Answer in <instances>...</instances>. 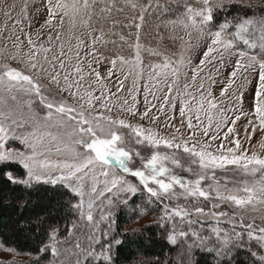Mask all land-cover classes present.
Masks as SVG:
<instances>
[{"label":"snow or ice","instance_id":"6c2138e0","mask_svg":"<svg viewBox=\"0 0 264 264\" xmlns=\"http://www.w3.org/2000/svg\"><path fill=\"white\" fill-rule=\"evenodd\" d=\"M118 2L133 13L131 21L124 26L130 29L135 27L136 42L132 43L126 40L123 34H119L120 40L125 41L133 50L134 55L125 57L117 53L110 62L113 68L119 62L121 70L124 66H128V75L135 70L133 80L135 86L142 76L140 69L143 46L140 43V30L145 21V15H151L153 12L166 14L172 11L164 0H146V2L144 0H46L44 6L47 9V19L41 28L57 27L53 24L55 19H58L59 27H63L65 18L73 27L79 20L89 26L93 32L99 33L94 36L91 32L89 33L92 42L90 45L92 51L89 55L96 58L95 45L106 44L109 42L106 37L118 34L113 29L120 24V21L111 20L114 8L118 12L124 10V8L117 7ZM245 3L246 0H227L228 5H245ZM23 11L24 18L27 19V3ZM218 11H228L225 7V0L186 2L183 12L177 14L174 19L168 20L167 24L183 28L189 37L194 30L199 33L200 38H207L203 57L199 64L192 68L191 83L193 85L196 84L203 66L216 59L213 53L219 55L221 68L232 67L227 77L219 81L222 84L220 97L228 95L235 97V103L227 109L234 115V119H231L232 126H228L230 118L225 110L218 108L213 93L205 89L203 79L197 87L200 98L195 106L191 104V100L183 98L190 96L192 100L196 99L189 91L190 85L185 83L184 91L180 94L179 112L182 118H186L189 132L185 134L181 132L180 127L165 125L174 128L175 133L181 134L182 139L179 141L175 133H169L167 136L160 135L151 127L145 128L143 125L133 124L126 119H114L110 115L95 111L94 101H99L100 106L108 112H111V108L108 107L103 94L94 96L91 91L87 90L81 93L80 88L83 87L81 81L85 77L81 74L82 67L78 53V62L69 71L65 61L70 60L71 57L64 52L63 44L60 45L59 55L53 56L50 60L47 53L51 49L43 45L36 46L31 35L27 33L25 35L30 50L22 55L23 41L18 35L15 36V51L10 54V59L24 64L26 70L12 67L6 62L0 64V165L18 163L25 170L26 175L20 177L6 170L4 171L5 178L14 185H23L26 188L39 183L50 184L53 187L60 185L66 188L78 198L76 202L69 200L72 210L78 215L80 221V223L73 222V229L82 226L84 221L90 226H97L94 219L95 206L101 197H105L106 193L118 197L120 193L135 195L138 191H142L148 194L149 202H158L161 205L162 215L158 220L161 227H164L167 222H172V232L168 235V241L172 244L177 243L178 237H188L192 240V243L188 245L189 248L199 247L205 252L215 253L217 258H227L237 249L248 250L251 247L249 243L251 241H255L259 248L264 249V226H258L255 220L245 223L244 216L235 212L217 211L223 204H227L233 209L245 212L264 213V156L255 151L250 153L249 148H245L238 138L228 139L229 134L234 131L233 126L241 119V115H249L242 111L245 92L252 97L250 115L255 117V122L251 119L248 121L252 132L248 133L246 126V136L251 141L257 128L264 132V17L259 20L242 18L235 24H230L227 20L217 23L214 13ZM4 15L11 19V12L5 10ZM94 16L97 19L96 24L91 23ZM137 20L140 23H136ZM99 21L104 23H99ZM109 22L112 28L106 31L105 25ZM20 23V20L15 21V24ZM230 28L234 31H229ZM19 31L23 32V28L21 27ZM13 35H15L14 32ZM9 39H12V36H9ZM48 39L51 41L52 36L49 35ZM56 39H60L59 32H57ZM185 43L189 48L192 47L190 40ZM241 44L243 48L239 47ZM82 45L83 41L77 38L76 48L79 49ZM41 52L45 54L43 59L51 65V70L45 67V64L38 58ZM149 52L159 58L158 62L150 65L149 79L156 82L154 87L163 83L167 89L163 97L164 102L157 109L160 114H165V108L169 106L170 101V107L175 109L177 97L172 95L173 86L179 85L182 70L191 64V60L185 59L183 49L179 58L159 47L150 48ZM226 52L230 54L228 64H225L224 54ZM233 55L238 56L234 64L231 61ZM96 62L99 63V59ZM89 67L91 68V63ZM92 71L97 81L103 79L98 71L95 69ZM249 71L256 73V76L249 78L248 75H244ZM61 72H63V77H61ZM73 73L76 75L73 76ZM42 74H47V85L42 83ZM113 74V70L109 69L108 76L111 77ZM61 79H63V85ZM209 80L212 84L218 83L211 76ZM237 80L240 81L239 84ZM253 80L256 81L254 90ZM122 86L123 81H119L117 91ZM64 92H68L79 106L69 103L62 95ZM148 94L149 90L146 85V105L150 104L147 101ZM129 95L133 103L129 104L125 100L122 111H126L132 117L138 116L140 120L147 118L152 123L159 120L158 115H149L156 105L147 106L143 112H140L137 108L136 95L133 94L132 89H129ZM152 95L155 96V93ZM9 100L14 104L9 105ZM36 105L45 109L44 115L39 120ZM25 107L34 121L30 130L27 127L28 121L23 119ZM213 110H217L218 114L214 115ZM186 111L195 113V123H193L192 115L186 117ZM237 112L240 114H236ZM201 113L206 116L207 124L201 120ZM220 117L223 119L221 120ZM168 119H173V117H168ZM183 125L184 119L181 120V127ZM222 127H227V131L223 132V139H221ZM52 128L56 129L55 133L50 130ZM20 130H23L22 134ZM9 140H18L25 145L28 151L7 149L5 145ZM217 140H220V143L213 150L212 142ZM225 140H228L232 146L225 147ZM257 143L260 149L264 150V136ZM53 145H55L54 149ZM133 145L148 147L153 151L144 157L140 149L134 148ZM161 146L173 151L161 153L158 150ZM250 147L255 146L250 145ZM181 152L184 155H180ZM52 157H63L64 159L53 160ZM134 157L141 159V167H130ZM229 166L232 167L229 168ZM97 168L100 169L99 174L105 177L102 189L97 186L95 176ZM177 170L188 172L191 178L181 176ZM217 170L233 172L235 175L225 176L221 182L215 175ZM89 173L93 174L92 182L87 185L85 181ZM118 173H126L135 177L138 185L129 183ZM205 181H211V183L205 185ZM181 198L187 203L183 205L172 203ZM106 199L108 204H112L111 197ZM122 202L127 204L128 198ZM205 202H211L210 209L204 206ZM107 219L108 216L101 210L100 220ZM177 221L179 224L186 223L189 226L188 230L180 228ZM261 221L264 223V216H261ZM39 224H42V220L38 222ZM193 224H207V235L193 229L191 227ZM222 224L227 227H222ZM57 233V227L50 225L49 242L40 249L41 252L50 250L53 256L60 255L57 245L62 242L57 239ZM72 234V231H69L68 235ZM89 239L94 240L95 236L92 235ZM96 242L99 243V241ZM121 243L119 235H115L107 240L106 246H101L105 250L100 255L106 264H111L110 253L113 247ZM75 247H80L79 242ZM0 251L16 253L15 249L3 245H0ZM251 255L259 256V264H264V256L259 255V251H252ZM60 264L64 262L61 261Z\"/></svg>","mask_w":264,"mask_h":264},{"label":"rangeland","instance_id":"374dc122","mask_svg":"<svg viewBox=\"0 0 264 264\" xmlns=\"http://www.w3.org/2000/svg\"><path fill=\"white\" fill-rule=\"evenodd\" d=\"M146 2V0H144ZM164 2L167 5H171L172 10H174L171 14L161 16V15H145V25L144 31L140 32V43L142 44V66L140 71H142V76L139 78L137 84L133 85V80L135 79V70H133L131 75H128L129 73V67L124 66L121 70V65L119 62H117V65L115 68H113L111 64V59L115 58L117 53L124 55L125 57L133 56L134 52L132 49L128 47V45L125 43V41L120 40L119 34H125V30L118 28L116 33L117 35H113L106 37V39L109 41L106 44H97L95 45V53L96 58H94L92 55H89V53L92 51L91 45V39L89 36V33L91 32L92 35H98V32H93L92 29L89 26L84 25L79 20H77L76 25L73 27L70 23V21L65 18L63 27H59L58 19L53 20V24L57 27H43L41 28V25L44 23V21L47 19V9L44 6L46 3V0H0V64L2 63H8L12 67H16L22 70L25 69V65L22 63H18L17 61L10 59V54L15 51L14 47V41L15 36H19L20 40L23 41L22 44V51L21 54L29 52V46L27 42V36L25 33L30 34L33 40V43L36 46L43 45L44 47L50 48L51 51L47 53V56L51 60L53 56H58L61 48L60 45L63 44V50L67 54V56H70L71 59H66V68L71 71L72 67L77 64V53L79 55V63L82 67V73L84 75V80L81 81V84L83 87L80 88L81 93H83L85 90L91 91L94 96H101L104 95L105 99L108 102V107L111 108V112L106 111L104 108L100 106L99 101H94L96 104L95 111L102 112L104 115H110L114 119L123 118L128 121H130L133 124H140L143 125L145 128L151 127L153 131L159 133L160 135L167 136L169 133H175V129L172 127H166L165 125H175L176 127L181 128V132L188 134L189 130L187 129V121L186 118H182L180 116L179 108H180V99L181 95L184 91V84L188 83L190 85L189 91L193 93V95L196 97L195 100H192L190 96H184L183 98L185 100H191V104L195 106L200 98V92L197 91V87L199 83L201 82V79H203V83L205 86V89L210 90L213 93V96L216 98V101L218 103V108L223 109L226 111V115L230 118L228 122V126L231 125V119H234V115L232 111H227L228 108H230L235 103V97L228 95L227 97H220V88L222 87V84L219 83V81H223L228 73L231 72L232 67H220V57L217 53H213L212 55L216 56L215 60H212L211 63H206L203 66V70L199 73L197 77V82L195 85L191 83V75H192V68H194L196 65L199 64L200 59L203 57V52L206 50V42L207 38H200L199 33L196 31H192L191 37L188 36V34L185 32V30L179 26H172L167 24V21L170 19H174L175 16L184 10V4L187 3H194V0H164ZM25 3H27V19L24 18V6ZM246 5H250L253 8H257L256 6L264 5V0H246ZM15 7H12V6ZM118 5V4H117ZM227 0H225V7H227ZM37 9L39 11L37 12ZM7 10L11 12V19L5 17L4 11ZM154 13V12H153ZM152 13V14H153ZM158 16V17H157ZM95 16L93 17L92 24H95ZM255 20H259L261 17H249ZM87 19V17H85ZM16 20H20V24H15ZM31 22V26H29ZM97 22V20H96ZM100 22V21H99ZM224 22V21H223ZM136 23H140L139 20L136 21ZM231 24V23H230ZM23 28V32H20V28ZM143 30V29H141ZM140 30V31H141ZM229 31H234L233 28H230ZM13 32L15 35H13ZM57 32H59L60 39H56ZM136 34V32H134ZM132 33V34H134ZM131 38L133 40L132 43L136 42V35ZM49 35L52 36V40L49 41L48 37ZM258 37V33L256 34ZM9 36H12V39H9ZM161 37L163 39H161ZM180 37H183V39H180ZM77 38L79 40L83 41V45L77 49L76 43ZM126 40L130 41L128 37H125ZM191 41L192 47L189 48L188 44L185 43L186 41ZM114 42V43H113ZM159 47L161 50H167L169 53H172L179 58V54L181 53L182 49L184 50L185 59H190L191 64L185 67L182 70V74L180 77V82L178 86H173L174 91L172 95L176 96L175 101V109H172L170 107L171 101L169 103V106H166L165 108V114H160L157 109L159 106L164 102L163 97L167 91L166 87L163 83H160L157 87H154V84L156 83L154 80L149 79V72L151 71L150 65L153 63L158 62L159 58L156 56H153L150 54L149 49H155ZM239 47L243 48L244 46L241 44ZM71 49V51H69ZM120 50V51H118ZM258 51V49L256 50ZM44 53L39 54V59L42 63L45 64V67L49 68L51 70V65L47 64L43 57ZM229 53H225V64H228V58ZM238 58V56L233 55L231 56V61L234 64L235 60ZM97 59H99V63H97ZM89 63H91V68L89 67ZM219 68V71L217 69ZM95 69L100 73V76L103 78L101 81H97L95 77V73L92 71ZM109 69L113 70V75L111 77L108 76ZM59 70V69H58ZM91 73V74H90ZM76 74L73 73V76ZM125 75H127V79H125ZM244 75H248L249 78H252L253 76H256V73H252L249 71L248 73H244ZM209 76H211L213 79L218 81L216 84H212L209 80ZM61 77H63V72H61ZM258 79V77H257ZM119 81H123V86L120 88L119 91H117V88L119 87ZM42 83L47 85V74H42ZM240 81L237 80V84H239ZM256 81L253 80V90L254 85ZM61 84L63 85V79H61ZM147 85V88L149 90V94L147 96V101L150 102V104L146 105L145 101V86ZM235 88V85L233 86ZM129 89L133 90V94L136 95V101H137V108L140 112H143L147 106L150 105H156L155 108H152L150 116L155 114L159 116V120H157L155 123H152L147 118L144 120H140L139 117H132L130 116L126 111H122L121 108L124 106V101L127 100L129 104H132V98L131 95H129ZM75 90V89H73ZM55 91V89H53ZM230 92L232 90H229ZM152 93H155V96L152 95ZM115 94V95H113ZM63 97L68 100L69 103L76 104L78 107V103L74 101L68 94V92L62 93ZM206 95V92H205ZM251 99L252 97L249 95L248 92L244 93V101L242 106L243 113L249 114V115H241V119L238 120L235 124L234 131L229 134V140L233 138H238L243 146L245 148H249V152L252 151L257 152L258 154L264 156V150L260 149L257 141L261 139L262 136H264V132L259 130L257 128V131L252 135L251 141L248 140L245 128L247 126V132H252V127L248 126L249 119L253 120L255 122V117L250 115L252 110L251 105ZM9 105H13L14 102L9 100ZM207 107V105H205ZM36 111L38 113L37 119L39 120L45 112V109L42 107L36 105L35 106ZM24 117L26 121H28V130L31 129V126H33L34 121L31 118V114L28 112V109L25 107L23 109ZM214 115L218 114L217 110H213ZM236 114H240V112H237ZM188 115L193 116V123H195V113H188L186 111V117ZM168 117H173V119H168ZM184 119V125L181 127V120ZM222 120L223 117H220ZM201 120L204 121L205 124H207L206 116L201 113ZM41 124H43V121H40ZM52 132H56V129L52 128L50 129ZM21 134L23 133V130H20ZM127 131V130H124ZM227 131V127H222L221 129V139H223V132ZM212 133L210 132V135ZM175 135L179 139H182L180 133H175ZM220 143V140L212 142L213 150H215V146ZM225 147H231L232 145L228 143V140L224 141ZM250 145H254L255 147H250ZM7 149H14L17 151H24L27 152L28 149L25 147V145L21 144L18 140H9L7 144L5 145ZM134 148H139L141 151V155L144 157H147L151 154L153 151L152 149L148 147H143L139 145H133ZM55 148V145H53V149ZM161 153L165 152H171L173 150L163 148L162 146L158 149ZM82 151V150H81ZM180 155H184L182 152ZM53 160L57 159H64L63 157L57 158L52 157ZM141 159L138 157H134L133 161L130 163V167L133 168H139L141 167ZM232 166H229L231 168ZM179 174L186 178H191L190 174L188 172H181L180 170H177ZM100 169L97 168L95 170V176L97 177V186L98 188L104 187V180L105 177L100 175ZM119 175L123 176L124 179H126L129 183L137 184L138 180L135 177H131L126 173H118ZM25 170H24V176H25ZM93 174L89 173V177L86 178V184H91V176ZM217 179H220L221 182L223 181V177L228 176L232 177L235 175L233 172H222L220 170H217L215 173ZM108 179H111V175L108 177ZM211 183V181H205V185ZM179 191V189H177ZM139 192V191H138ZM132 194L130 193H120V195L112 196L111 193H106L105 197H101L95 206L94 210V219L97 223L96 227L88 225L86 221L82 223V226H78L73 230V234L69 236V240L65 244L60 245V257L53 262V264H60L61 261L64 262V264H80L78 255L80 254V250L82 251L81 255H83L84 252H87V250H91L92 247L90 246V241L94 244L98 237L102 234L108 233L111 231V227L113 224V210L114 205L117 201H123L126 198L131 197ZM107 197H111L112 204L107 203ZM173 204L179 203V204H185L187 203L183 198H181L178 201H172ZM206 208H211V202H205L204 205ZM101 210L103 213L108 216L107 220H100ZM227 211V212H235L238 215L244 216L245 223H250L253 220H255L256 224L258 226H264V223L261 221V216H264V213H252V212H245L240 209H233L227 204H223L220 209H217V211ZM195 218V217H194ZM151 218L149 216H142L135 224H142L146 221H149ZM210 222V221H209ZM80 223V221L78 222ZM135 224H131L128 227H131ZM177 224L180 228L184 230H188V225L185 224H179L177 221ZM199 224H193L191 227L195 230L198 229ZM222 227L227 225H221ZM171 229H172V222H171ZM83 233L86 243H89V245L86 247H83L85 244V240L82 238H79V235ZM94 235L95 239H89L90 236ZM79 238V239H78ZM90 240V241H89ZM79 242L80 247L76 248V243ZM83 242V244H82ZM256 243V242H255ZM87 248V249H85ZM259 253L264 256V249L259 248L257 246ZM67 250V251H66ZM27 255H21L18 253H12L8 251H0V262L6 261L10 259H16L21 260L26 258Z\"/></svg>","mask_w":264,"mask_h":264},{"label":"trees","instance_id":"16d2710c","mask_svg":"<svg viewBox=\"0 0 264 264\" xmlns=\"http://www.w3.org/2000/svg\"><path fill=\"white\" fill-rule=\"evenodd\" d=\"M117 4V7L124 10L121 12L116 11L115 8L112 10L111 20L120 21L113 30L116 32L121 28L124 31L126 28L124 36L133 42L131 38L136 32L135 27L130 29L124 26L131 21L133 13L122 3ZM167 6L172 10L171 5ZM256 7L231 4L226 7L228 11L214 13L215 20L217 23L227 20L235 24L242 18L264 17V5ZM173 11L166 14L154 12L151 16H165ZM94 20L96 24L97 19ZM145 25L143 23L141 27L143 30L140 32L144 31ZM111 28V22L105 25L106 31ZM6 170L11 171L13 175L24 177V169L18 163L0 165V245L15 249L18 254L24 253L21 255L27 257L21 260L1 261L0 264H53L60 256L55 257L50 250L41 252L40 249L49 242L50 225H55L58 229L57 239L62 242L57 245L58 248L70 239L68 233L73 232V222L78 223L79 217L72 210L69 200L76 202L78 198L60 185L53 187L50 184L39 183L31 188L14 185L5 178ZM145 215L151 219L142 224H135ZM161 215V205L158 202H149L148 194L142 191L128 198L127 204L117 201L114 205L112 215L114 222L111 231L107 233V237L105 234L100 235L97 240L99 243L93 244L89 240V247L92 249L87 250L83 255H81L82 251H79L80 264H106L100 255L105 250L101 246H106L107 240L115 235H119L122 243L113 247L110 253L111 264H259V256L251 255L252 251H259L255 241L249 242L251 247L248 250L237 249L227 258H217L215 253L205 252L199 247L189 248L188 245L192 240L188 237H178L177 243L172 244L168 241V235L172 232L171 222L161 227L158 222ZM41 220L42 224L38 225ZM131 224L135 225L128 227ZM198 229V232L207 235V224H199ZM82 237H84L83 233L79 235V238ZM83 239L85 240V237ZM88 245L85 240L83 247Z\"/></svg>","mask_w":264,"mask_h":264}]
</instances>
